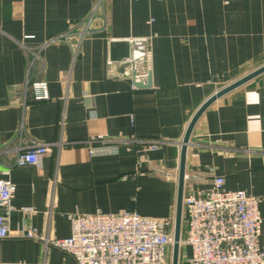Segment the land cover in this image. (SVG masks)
<instances>
[{
    "label": "crops",
    "instance_id": "1",
    "mask_svg": "<svg viewBox=\"0 0 264 264\" xmlns=\"http://www.w3.org/2000/svg\"><path fill=\"white\" fill-rule=\"evenodd\" d=\"M94 4L0 0V179L17 187L0 264H76L45 241L18 236L36 229L67 238L73 213H137L164 220L173 233L191 120L223 87L264 66V0H106L105 29L45 45L84 22ZM103 27L97 17L94 28ZM130 37L150 39L148 87H132ZM43 45L32 60L26 47ZM40 82L49 99L35 98ZM35 142L51 150L38 165L16 166ZM101 145L116 152L91 153ZM217 176L227 190L264 198V73L218 98L194 127L184 195L211 189ZM259 207L264 250V199ZM191 253L182 245L179 264H190Z\"/></svg>",
    "mask_w": 264,
    "mask_h": 264
},
{
    "label": "built area",
    "instance_id": "2",
    "mask_svg": "<svg viewBox=\"0 0 264 264\" xmlns=\"http://www.w3.org/2000/svg\"><path fill=\"white\" fill-rule=\"evenodd\" d=\"M106 0H95L85 19L70 31L49 39L45 45L66 42L73 35L81 40L105 29ZM97 17H102L104 27L94 28ZM129 64L132 87L145 83L153 67V51L148 37H130ZM38 48L26 47L32 60L40 58ZM38 91L37 100L49 99L45 82L33 84ZM147 150L156 151L160 141L140 140ZM52 144L33 143L16 155L15 165H38L51 150ZM117 146L101 145L91 149L92 154L116 152ZM186 176V175H185ZM225 178L217 176L211 189L184 195L183 220L186 232L181 246L191 248L190 264H264V250L258 246L263 218L260 203L264 198L252 196L243 190L231 191L225 187ZM16 185L8 179H0V239L10 238V216L14 210ZM33 214V209H23ZM72 233L67 238H48L36 229L19 233L27 239L45 241L46 248L59 249L71 255L76 264H168V255L174 244L173 233L159 218L144 217L137 213L96 212L68 215Z\"/></svg>",
    "mask_w": 264,
    "mask_h": 264
},
{
    "label": "water",
    "instance_id": "3",
    "mask_svg": "<svg viewBox=\"0 0 264 264\" xmlns=\"http://www.w3.org/2000/svg\"><path fill=\"white\" fill-rule=\"evenodd\" d=\"M129 68V65H126ZM264 73V66L259 69L253 71L252 73L246 75L245 77L223 87L213 96H211L196 112L193 119L191 120L188 129L186 131L185 137L182 143V152H181V162H180V171H179V186H178V199H177V211H176V222L175 228L173 232L174 236V244L172 247V258L171 264H179L180 258V249H181V239H182V229H183V199H184V186H185V175H186V154L188 149V143L190 141V137L194 130V127L200 118V116L204 113V111L213 104L218 98L227 94L228 92L240 87L245 84L249 80L257 77L258 75ZM152 81V73L149 74L146 83H138L136 86L138 88L148 87L151 85Z\"/></svg>",
    "mask_w": 264,
    "mask_h": 264
},
{
    "label": "trees",
    "instance_id": "4",
    "mask_svg": "<svg viewBox=\"0 0 264 264\" xmlns=\"http://www.w3.org/2000/svg\"><path fill=\"white\" fill-rule=\"evenodd\" d=\"M185 229H186V219L184 217V220H183V230H185Z\"/></svg>",
    "mask_w": 264,
    "mask_h": 264
}]
</instances>
